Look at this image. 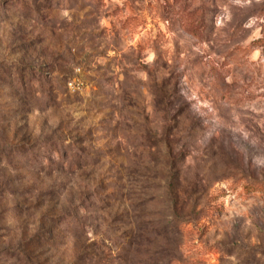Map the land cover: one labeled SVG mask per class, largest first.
I'll return each mask as SVG.
<instances>
[{"label":"rangeland","instance_id":"obj_1","mask_svg":"<svg viewBox=\"0 0 264 264\" xmlns=\"http://www.w3.org/2000/svg\"><path fill=\"white\" fill-rule=\"evenodd\" d=\"M264 0H0V264H264Z\"/></svg>","mask_w":264,"mask_h":264},{"label":"trees","instance_id":"obj_2","mask_svg":"<svg viewBox=\"0 0 264 264\" xmlns=\"http://www.w3.org/2000/svg\"><path fill=\"white\" fill-rule=\"evenodd\" d=\"M241 182H244L245 186L248 188H253L255 190H262L264 189V180L258 179H248V178H241Z\"/></svg>","mask_w":264,"mask_h":264}]
</instances>
